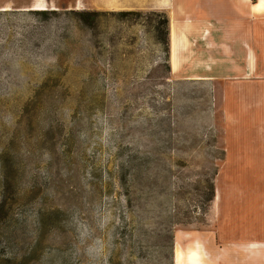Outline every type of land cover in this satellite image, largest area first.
I'll return each instance as SVG.
<instances>
[{
    "label": "rangeland",
    "instance_id": "1",
    "mask_svg": "<svg viewBox=\"0 0 264 264\" xmlns=\"http://www.w3.org/2000/svg\"><path fill=\"white\" fill-rule=\"evenodd\" d=\"M229 1L201 36L227 0H0V264L254 258L234 243L264 238V85L242 43L256 26L264 79V14Z\"/></svg>",
    "mask_w": 264,
    "mask_h": 264
},
{
    "label": "crops",
    "instance_id": "2",
    "mask_svg": "<svg viewBox=\"0 0 264 264\" xmlns=\"http://www.w3.org/2000/svg\"><path fill=\"white\" fill-rule=\"evenodd\" d=\"M236 5H246L250 0H234ZM222 9L217 6L216 11L221 12L223 15L221 17H218L217 20L214 22V25L216 28H211L208 24L211 23V19H207V24L204 25V29L201 33V36H204L205 32L208 31L212 35H215L216 31H222V35L226 33L227 30H225L224 25L226 21H230L231 19V9H230V1L227 0V3L223 4ZM252 12L249 14V17L246 13H244V16L240 15L239 19L243 20L244 22H247L248 19L254 21V23L257 22L258 18H261L264 14V0H258L254 1L251 5ZM213 22V21H212ZM220 25L222 27H220ZM222 29V30H220ZM251 33V32H250ZM258 31L256 29V26H254V29L252 30V36L250 35L248 38L244 39L242 45H243V51H244V69L246 71V74H254L256 77L255 79H252L251 81L255 82V84L259 85V81L261 80V83L264 85V79L259 77L258 75L263 70V58L260 55L261 49L259 48L258 44ZM172 55V40L170 36V58ZM178 55V54H177ZM179 60V67L176 70H173L175 72H181L186 68L187 60L184 55L178 56ZM172 62V59H171ZM172 65V64H171ZM173 69V68H172ZM258 77V78H257ZM257 86V85H256ZM264 92V87L257 88L255 90V93H262ZM264 152V151H263ZM237 242L234 243V245H237L240 252H244L245 254H254V258L246 257L244 258V261H240V264H256L257 257L260 256V254H263L264 252V238L260 236H251V237H237ZM259 255V256H258ZM251 259V261H249ZM243 260V259H242Z\"/></svg>",
    "mask_w": 264,
    "mask_h": 264
},
{
    "label": "trees",
    "instance_id": "3",
    "mask_svg": "<svg viewBox=\"0 0 264 264\" xmlns=\"http://www.w3.org/2000/svg\"><path fill=\"white\" fill-rule=\"evenodd\" d=\"M41 13L47 14V11H42ZM84 13V12H82ZM140 12H135V11H122L119 12L120 15L122 16H129V15H134V14H139ZM162 17L161 23L163 27L157 26L158 34L160 37V41L164 44L165 46V51L167 54L170 52V28H169V18L166 15V13H161L159 14ZM216 196V189L214 183H211V188H210V198L209 201H212L215 199Z\"/></svg>",
    "mask_w": 264,
    "mask_h": 264
},
{
    "label": "bare ground",
    "instance_id": "4",
    "mask_svg": "<svg viewBox=\"0 0 264 264\" xmlns=\"http://www.w3.org/2000/svg\"><path fill=\"white\" fill-rule=\"evenodd\" d=\"M40 2L42 0H39ZM34 8H40V7H34ZM171 40H172V45L175 43V37H174V32L171 29ZM172 65L173 69L176 70L179 67V60H178V55L176 52V47L175 49H172ZM183 260V253L179 245H176V263L177 264H182ZM189 264H203V258H199L196 253L192 252L189 255Z\"/></svg>",
    "mask_w": 264,
    "mask_h": 264
}]
</instances>
